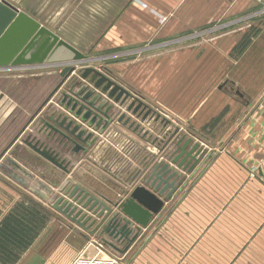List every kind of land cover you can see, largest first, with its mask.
<instances>
[{"label":"rangeland","instance_id":"1","mask_svg":"<svg viewBox=\"0 0 264 264\" xmlns=\"http://www.w3.org/2000/svg\"><path fill=\"white\" fill-rule=\"evenodd\" d=\"M6 1L86 61L63 82V65L10 62L0 68L6 94L0 96L17 103L6 119L0 113L1 165L16 160L31 171L42 160L31 141L59 147L68 168L83 167L71 175L70 188L53 176L61 192L78 187L108 208L116 209L128 187H149L156 174L170 176L172 195L195 187L225 194L233 210L239 204L264 208L257 197L264 194V0ZM97 73L127 93L111 95L113 86L103 89L106 81L95 86ZM71 96L84 105L82 114L92 111L87 120L64 107ZM6 107L0 103V112ZM63 107L70 129L84 131L82 140L69 130L67 138L51 130ZM71 139L86 150L74 153ZM11 144L20 146L16 153ZM182 148H195L196 157L183 167ZM8 169L17 171L11 164ZM0 176L8 175L0 169Z\"/></svg>","mask_w":264,"mask_h":264},{"label":"crops","instance_id":"2","mask_svg":"<svg viewBox=\"0 0 264 264\" xmlns=\"http://www.w3.org/2000/svg\"><path fill=\"white\" fill-rule=\"evenodd\" d=\"M183 8L190 11L193 7L185 4ZM0 95L6 94L0 91ZM0 103L9 106L1 109L4 119L17 105L14 98L7 96H0ZM64 107L58 110L61 118L53 117L57 126H51L58 135L61 134L53 127L64 132L58 126L68 116ZM12 144L9 147L16 153L20 146ZM54 151L61 152L59 147ZM41 159V163L33 164L31 171H27L32 174L31 179L19 170L12 171V167L7 170L10 162L9 166L0 164L8 175L0 176V264H71L78 256L88 260L110 259L112 264H264L263 207L248 210L246 204H239L238 210H233L225 194L199 192L194 187L164 199L161 211L131 242L119 241L105 232L110 218L119 213L117 209H104L101 199L82 193L80 188L79 193L71 196L67 189L61 192V186L56 187L53 176L60 178L58 184H69L70 188L71 175L77 171L82 174L83 167L72 170L70 166L71 171L64 172ZM43 167L53 175L45 176ZM13 173L24 178L28 186L9 176ZM38 183L44 184L46 190L40 189ZM36 189L41 193L37 194ZM131 190L128 187L118 201ZM257 197L262 199L264 194ZM130 228L132 238L135 227Z\"/></svg>","mask_w":264,"mask_h":264},{"label":"water","instance_id":"3","mask_svg":"<svg viewBox=\"0 0 264 264\" xmlns=\"http://www.w3.org/2000/svg\"><path fill=\"white\" fill-rule=\"evenodd\" d=\"M27 29L28 31H26ZM55 44L56 46L53 49ZM12 57L16 58L13 59ZM84 58L85 56L81 52L61 40L49 29L41 26L34 18L19 10L8 1L0 0V68H6L3 65H7L10 62L13 65L17 64L19 66L23 64L32 65L41 62L48 63V65L52 66L63 65L64 67L60 72L63 82L74 71L76 64L86 61ZM96 75L99 74L97 73ZM104 81H106V85L103 89H109L113 86V90L110 92L111 95L116 90H119L121 94L127 93L123 88L108 80L103 75H99V79L95 82V86L101 85ZM57 88L54 91H56ZM118 97L119 96H117V99ZM65 100L66 99L63 101ZM65 107H70V110L75 111L76 116L81 115L83 120H87L92 113L91 110H86V112L82 114L84 105L73 96L65 101ZM95 118L96 116H93L91 122H94ZM72 124L73 121L69 120L68 116H64L58 122V126L63 128V130H69L72 135L78 138V140H82L84 131L79 130L76 132L79 125H75L70 129ZM53 130L59 132L63 138L68 137L63 131H59L56 127H53ZM89 137L90 135H87L83 139V142H86ZM72 141L74 146L72 150L74 153L77 154L80 151L86 150L84 146L78 144L74 140ZM27 143L37 154L55 166L61 168L64 172L69 171V168L67 167L68 163L60 158V155L56 151L46 147H38L37 143L31 141H27ZM194 149L195 148H192L190 152H186L184 148H182L185 156L179 162L180 166L183 167L188 159L196 158L192 154ZM176 160L177 158H175V161ZM9 162L27 178H32V174L27 172L18 163L13 160H10ZM9 176L18 180L24 186H28V182L24 178H19L14 173L9 174ZM169 179L170 176L164 178L163 174H156L153 181L150 182L151 185L149 187L145 185H136L126 198L120 200L116 204V209L119 213L110 218L107 228H105V232L119 241L128 239L131 242L140 234L142 228H146L150 224L153 216L161 211L164 206V199L169 198L174 192L175 187L169 182ZM162 183L165 184L162 186ZM38 186L40 189L44 190L47 188L44 184L40 183H38ZM78 189V187H75L70 195L72 196ZM34 191L37 194L38 191L41 193V190L38 189ZM39 195L46 198L45 195ZM88 201L90 200H87V202ZM103 207L104 209H109L106 206ZM131 226L135 227V232L133 237L129 238L132 233Z\"/></svg>","mask_w":264,"mask_h":264},{"label":"built area","instance_id":"4","mask_svg":"<svg viewBox=\"0 0 264 264\" xmlns=\"http://www.w3.org/2000/svg\"><path fill=\"white\" fill-rule=\"evenodd\" d=\"M112 263H113V261H111L110 259L107 261H101V260H97L95 258L88 260V259H84V257H82V256L76 257L71 262V264H112Z\"/></svg>","mask_w":264,"mask_h":264}]
</instances>
